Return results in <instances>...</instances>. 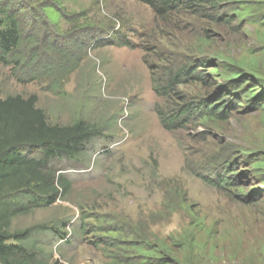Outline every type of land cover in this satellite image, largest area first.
<instances>
[{
    "label": "rangeland",
    "instance_id": "1",
    "mask_svg": "<svg viewBox=\"0 0 264 264\" xmlns=\"http://www.w3.org/2000/svg\"><path fill=\"white\" fill-rule=\"evenodd\" d=\"M21 1L24 37L0 64V98L34 96L49 124L81 119L95 133L78 158L51 163L67 192L10 230L31 228L50 264H140L136 247L159 264H264V172L239 166L264 158V0L165 15L139 0ZM183 67L190 76L157 96ZM230 69L253 81L250 98ZM220 96L226 114L159 122L157 108Z\"/></svg>",
    "mask_w": 264,
    "mask_h": 264
},
{
    "label": "trees",
    "instance_id": "2",
    "mask_svg": "<svg viewBox=\"0 0 264 264\" xmlns=\"http://www.w3.org/2000/svg\"><path fill=\"white\" fill-rule=\"evenodd\" d=\"M139 1L149 5L157 15L169 14L183 6L199 11L201 8L214 9L218 6V0ZM21 5L20 0H0V64L9 63V55L19 48L24 37ZM237 12L241 16L247 13L245 10ZM120 43L129 45L125 41ZM190 74V67L170 72L163 86L154 87L155 94L160 96L164 95L165 91L171 92L174 81H179L180 76ZM227 76L228 80L239 81L242 84V97H251L254 91L251 84L253 81L250 82V79L245 78L238 69L234 71L230 69ZM237 88L223 87L222 91H237L234 90ZM222 91L219 90L220 93ZM222 98L220 96L214 99L219 101L218 104L199 100L188 102L170 112L158 108L156 112L162 127L170 130L181 125L184 119L186 121L193 117H213L211 113L216 112L219 115L226 114L229 104L226 103L228 100ZM94 133V128L81 119L70 125L49 124L45 112L36 106L34 96L27 99L20 95L0 98V264H50L49 260L42 257L39 250L31 244V228L11 231L10 226L15 217L55 203L59 199L61 189L64 193L67 192L68 183L51 163L62 157L78 158ZM227 164L225 167L229 172L235 165H232V162L230 166ZM239 166H252L255 171L264 172V158L244 162ZM232 171L236 179L244 176L242 172L237 175L238 172ZM218 178H221L220 175ZM219 183L220 186L226 185L224 179ZM60 239H64V236ZM135 249L146 258L140 264H159L157 260L162 259L155 249L145 247ZM148 258L152 261H148Z\"/></svg>",
    "mask_w": 264,
    "mask_h": 264
}]
</instances>
